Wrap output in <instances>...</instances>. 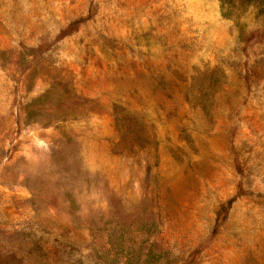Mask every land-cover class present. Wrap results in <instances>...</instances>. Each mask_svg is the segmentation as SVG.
<instances>
[{
  "label": "rangeland",
  "instance_id": "1",
  "mask_svg": "<svg viewBox=\"0 0 264 264\" xmlns=\"http://www.w3.org/2000/svg\"><path fill=\"white\" fill-rule=\"evenodd\" d=\"M0 264H264V0H0Z\"/></svg>",
  "mask_w": 264,
  "mask_h": 264
}]
</instances>
